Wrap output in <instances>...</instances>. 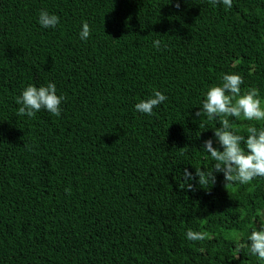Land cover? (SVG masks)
I'll use <instances>...</instances> for the list:
<instances>
[{
    "label": "trees",
    "instance_id": "1",
    "mask_svg": "<svg viewBox=\"0 0 264 264\" xmlns=\"http://www.w3.org/2000/svg\"><path fill=\"white\" fill-rule=\"evenodd\" d=\"M175 3L0 0V264H264L248 247L264 226V177L179 186L185 167L214 170L202 145L221 119L245 137L264 126L195 116L226 73L264 101V0ZM42 9L55 28L39 24ZM49 81L61 116H17L24 88ZM153 89L167 100L136 111ZM189 228L208 238L188 240Z\"/></svg>",
    "mask_w": 264,
    "mask_h": 264
},
{
    "label": "clouds",
    "instance_id": "2",
    "mask_svg": "<svg viewBox=\"0 0 264 264\" xmlns=\"http://www.w3.org/2000/svg\"><path fill=\"white\" fill-rule=\"evenodd\" d=\"M210 4L222 3L226 9L233 7V0H208ZM175 6L180 7V0H176ZM60 22L58 15L49 13L42 9L39 13V24L45 28H55ZM91 35V28L87 21L82 25L80 39L87 41ZM161 40L156 39L153 46L161 47ZM167 47V45H164ZM244 83L243 77L238 73H226L222 77L221 84L210 86L206 92V99L202 107L195 113L196 117L205 115L209 120L216 117L241 116L248 121H264V101L260 98V90L257 87H249L241 90ZM66 97L57 93V85L49 81L46 85H27L22 93L16 98L19 105L17 116L35 118L41 110H46L53 116L59 117L62 114V103ZM167 100L164 92L153 89L152 94L141 99L135 105L138 112L153 115L154 108L159 107ZM220 127L214 128L212 138L204 141L202 147L210 153L214 163L213 171H206L195 166V173L188 167L182 172L183 184L181 189L195 190L196 184L204 187L216 183V173H222L224 187L228 189L232 184H248L256 177H264V126L259 129L255 126L247 127V136L238 134L230 124L229 119L223 118L219 121ZM203 125L200 124V127ZM243 143V147H242ZM218 144L219 147L214 146ZM222 149V150H221ZM70 194L71 189H65ZM186 237L190 241H203L208 238V233L195 231L189 228ZM250 254L257 256L264 261V226L259 230L252 229L248 236Z\"/></svg>",
    "mask_w": 264,
    "mask_h": 264
},
{
    "label": "rangeland",
    "instance_id": "3",
    "mask_svg": "<svg viewBox=\"0 0 264 264\" xmlns=\"http://www.w3.org/2000/svg\"><path fill=\"white\" fill-rule=\"evenodd\" d=\"M262 216L264 217V210H263V212H262Z\"/></svg>",
    "mask_w": 264,
    "mask_h": 264
}]
</instances>
